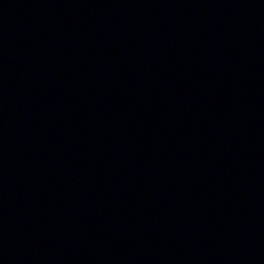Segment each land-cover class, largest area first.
I'll list each match as a JSON object with an SVG mask.
<instances>
[{
	"label": "water",
	"instance_id": "obj_1",
	"mask_svg": "<svg viewBox=\"0 0 264 264\" xmlns=\"http://www.w3.org/2000/svg\"><path fill=\"white\" fill-rule=\"evenodd\" d=\"M0 264H264V0H0Z\"/></svg>",
	"mask_w": 264,
	"mask_h": 264
}]
</instances>
